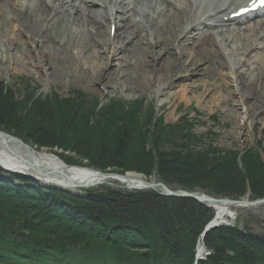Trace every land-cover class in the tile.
<instances>
[{
  "label": "trees",
  "instance_id": "obj_1",
  "mask_svg": "<svg viewBox=\"0 0 264 264\" xmlns=\"http://www.w3.org/2000/svg\"><path fill=\"white\" fill-rule=\"evenodd\" d=\"M12 89V88H11ZM22 99L0 83V129L38 148L75 152L100 170L136 171L172 188L239 198H264V158L256 149L222 155L199 146L193 125L152 129L153 111L122 101L99 109L86 95ZM16 97V98H15ZM1 171V169H0ZM0 179V264H194L213 211L191 198L116 187L84 196L58 191L23 176ZM213 253L198 264H264V235L237 224L205 237ZM227 250L235 253L229 256Z\"/></svg>",
  "mask_w": 264,
  "mask_h": 264
},
{
  "label": "bare ground",
  "instance_id": "obj_2",
  "mask_svg": "<svg viewBox=\"0 0 264 264\" xmlns=\"http://www.w3.org/2000/svg\"><path fill=\"white\" fill-rule=\"evenodd\" d=\"M57 1L0 0V27L6 25L9 28L6 35L17 36L14 40L16 45L19 43L20 38H25L24 45H29L31 49L37 50V52L39 51L40 42L36 40V37L45 36L51 24L55 21L61 22L66 19L69 24H72L71 27H65L62 30V39H59L58 47H64L68 37H73L80 32L81 28H86L88 39H85V41L81 40L74 47L76 52H69L73 56L69 55L70 59L74 60L73 67H79V61L77 59L81 58L83 50H90V58L93 64L87 70L84 67L81 68L83 71L81 74H85L88 71L90 73V82H100L101 89L103 88L105 90V93L101 91V95L103 96L107 92H110L109 90L112 92L121 91L125 87L124 85H129V78L133 76L134 71L133 73H127L120 70L118 74L111 73L114 67H120L119 64L115 63L120 60V55H124L122 59L125 58V46H130L140 40L143 45V51L151 45L155 48L153 52L154 58L161 56L162 53L159 47L164 39L163 36H160V33H164V36L169 39V36L175 30L171 23L172 18L177 21L180 16V11H184L189 18L188 12H191V9L195 8V16L201 19L205 16L208 19L209 9L204 13L202 10L206 6V3L209 2L210 5L211 2L210 0H175L174 3L171 0H120L122 3L118 4V0H111L120 14L129 16L126 19L118 16L113 11L112 6H105V0H59L58 11L54 14ZM94 1L96 2L95 4ZM229 1L218 0L217 2L225 6ZM178 2L181 3L180 9H178L179 7H175ZM94 6H97L98 9H92ZM157 14H159V19H163L162 24L159 23L158 18H155ZM216 15H219V7H216L214 16ZM110 25L116 27L114 40L108 38V33L110 34L112 31ZM16 29L17 34H14ZM140 30H144L145 33H140ZM186 30L182 27L175 34L178 35L177 33L181 31L185 33ZM251 32H254V34ZM238 33H241V35H237ZM122 34L124 36L121 39ZM121 40L124 41V44H120ZM198 41L203 48H209V44L212 46L209 51L220 62L222 68L221 74L224 78L228 79L230 86L233 88V99H236V106L241 110V113L238 115L241 135L243 128L252 124L253 118L250 116V113H253L256 109L259 113L263 112V108L258 109L260 103L257 97L253 101H250L252 105L247 110L245 104L241 106V102L249 99L248 92L244 89L247 87L248 82L252 83L257 76L264 77V21H257L250 25L243 24L237 28H227L222 32L216 30L209 32L204 30L199 34ZM108 51L109 54L107 56L106 52ZM104 55L105 64L102 62ZM191 55H193L190 56L191 59L187 56L184 59V53L183 59L185 62L181 61L178 64L182 69L183 75H186V72H193V74L199 73L198 67H200L202 59H199L194 53H191ZM23 56L29 62L31 53L23 51ZM246 56L247 58L245 60ZM56 57L59 59L64 58L60 49L57 47L54 52L46 54L39 51L35 56V60H37L35 67L38 72L43 74L44 81L47 82V85L53 82V78L56 75V69H54L52 62H50V58L54 59ZM110 60L111 66L109 65ZM141 63L143 64L142 66L145 72L140 78L141 80L145 78L146 84L148 85L142 86L140 84L143 82L134 80V88L139 89L140 92L147 88L153 89L158 96L164 94L169 84V80L167 79L170 78L173 70L175 71V61L167 60L164 62L160 57L157 66H155L154 61L150 63L148 59H145ZM139 67H141V64L132 63L133 69L136 70ZM152 72L153 74H151ZM174 74L171 80L174 78ZM135 83H138V85H135ZM9 85L13 86L12 84ZM173 86L175 84L171 81L170 87ZM248 87H250V84ZM194 92L192 90L190 92L191 97H189L187 90L182 88L176 93V96L180 101H186L187 104H190L195 98L200 103L198 96ZM47 96L43 95L40 91L36 93V97L47 98ZM221 98L224 100L228 99L223 95ZM245 111H247V114ZM20 145L11 137L0 136L1 166H6L9 170H22L29 176L38 178L39 181H51L54 185L59 186V188H68L67 190L71 188L70 184L89 186L94 180L98 179L96 170L81 166L71 167L58 155L59 153L56 154L48 150H37L30 146L31 149H29ZM58 151L61 152L60 150ZM26 158L31 159L35 164V167H32L35 170L24 162ZM37 168H43L45 171H53L54 173L51 176L43 177V179L36 171L38 170ZM55 173H59L61 176H57ZM0 178L4 179V175L0 174ZM135 179L141 182L140 180L143 181L145 178L130 174L127 175L126 181L129 185H137L139 182H135ZM101 182L102 184L100 185H110L112 183L111 179L106 178L101 179ZM211 208L216 211L215 223L224 220L227 216H235V209H239V205L221 203L211 205ZM198 252L202 253L201 245L198 247Z\"/></svg>",
  "mask_w": 264,
  "mask_h": 264
},
{
  "label": "rangeland",
  "instance_id": "obj_3",
  "mask_svg": "<svg viewBox=\"0 0 264 264\" xmlns=\"http://www.w3.org/2000/svg\"><path fill=\"white\" fill-rule=\"evenodd\" d=\"M65 27H71L68 21H55L51 24L45 36L36 37V40L40 42L39 51L49 54L50 52H54L57 47L64 56L61 59L58 57L54 59L50 58V62H52L54 69H56V75L53 78V82L48 85L44 81L43 74L38 72L35 67V63H37L35 56L39 51L31 49L29 45H24L25 38H20L19 43L16 45L14 40L17 36L6 35L9 30L6 25L0 27V83L3 82L19 99H22L26 95L28 89L31 91L34 89L35 92L38 89L43 95H57L62 98L73 97L79 94L86 95L90 102L97 101L100 103L102 101L105 105L109 106L114 105L113 103L117 100L127 101L125 104L128 107H130L128 102L136 104L144 102L143 105L146 107V110L151 105H161L159 115H163L167 124H180L181 118L185 115L188 116L189 121L194 123L193 132L200 138L201 147L211 145L213 148L219 150L220 154L227 155L230 152L241 154L243 148L253 146L264 157V86L260 85V78H254L252 83L248 82L247 84L246 82L247 87L244 89L248 92L249 96V99L246 100L247 108H250L252 105L250 101H253L257 97L260 103L258 109L263 108V112L259 113L257 109L253 113L251 112L250 116L253 118L252 124L244 127L243 133L240 135L241 130L238 124V115L241 113V110L236 106V99H233V88L230 86L228 79L222 76L220 64L210 53L209 49L204 50L201 47H197V44L186 42L185 50L188 53L196 52L198 58L203 59L200 67H198L199 73L193 74V72H188L189 77L177 82L175 86L168 88L164 94L158 96L153 89L147 88L140 92L139 89L134 88V80L143 82L140 84L142 86L148 85L145 78H142V80L140 78L145 72L141 62L148 59L152 63L153 59L151 47L143 51V45L140 41V44L133 43L126 49L125 58L122 59L123 55H120V60L115 62L120 67H114L111 70L113 74H118L120 70L127 73H133L134 71L133 76L129 78V85H124L125 87L119 92L109 90L110 92H107L103 96L101 95V91L105 93V90L101 89V83L97 81L94 83L90 82V73L88 71L85 74H81L83 72L81 68L84 67L87 70L93 64L90 58V50H83L81 58L77 59L79 67H73L74 60L70 59V55L72 54L69 52L75 53L74 47L81 40L85 41V39H88L87 29L80 31L74 38L68 37L66 45L58 47V41L62 39L61 32ZM14 34H17V29L14 31ZM160 36H162L161 33ZM174 41L175 36H172V34L170 40L164 38L159 50L162 53L164 62L172 60L177 65L180 59L175 55ZM23 51L31 53L29 62L24 58ZM190 55L188 54V58ZM102 62L105 64V55ZM134 62L141 64V67L136 70L133 69L132 63ZM177 69L179 71L178 67ZM174 73L175 71L173 70L170 78L167 80H171ZM249 84L250 87H248ZM135 85H138V83H135ZM182 88L187 90L189 97H191L190 92L194 90V94L198 96L200 103L197 102V98L193 99L190 104H187L186 101H180L176 93ZM259 88L260 90L254 91V89ZM222 95L228 99H222ZM214 115L218 117H216L218 120H213L212 116ZM73 153L71 151L68 154H64V158L76 159L77 154ZM103 186L107 187L108 185ZM239 215L237 213L235 220H233L234 222H238L242 217L246 229L253 234L264 235V205L244 209ZM227 219L229 222L230 219L228 217Z\"/></svg>",
  "mask_w": 264,
  "mask_h": 264
},
{
  "label": "water",
  "instance_id": "obj_4",
  "mask_svg": "<svg viewBox=\"0 0 264 264\" xmlns=\"http://www.w3.org/2000/svg\"><path fill=\"white\" fill-rule=\"evenodd\" d=\"M0 136L11 137L17 144H21L20 146H23L25 148L31 149L30 148L31 146L28 145L25 141H23L22 139H20V138H18L16 136H13V135L7 133V132H4V131L0 130ZM24 162L27 163L30 168L35 167V164L31 161V159L26 158ZM71 167H74V166H71ZM32 169H34V168H32ZM37 169L38 170H36V171L38 172V174L42 178L45 177V176H51L54 173L53 171H51V172L45 171L43 168H37ZM93 170H95V169H93ZM96 171H97V175H98L97 178L98 179L94 180L92 182V184L89 185V186L70 184L71 188L69 190H67L68 188H59V186L57 188L65 190L67 192L74 193V191L79 190V189H89V188H93V187L99 185L100 183L104 182V181L101 182V179L111 178L113 180L119 181L121 184H126L130 188H134V189H152V190L160 191L162 194H165V195H168V196L194 198V199L198 200L199 202L204 203L207 206H211V205H215V204H221V203L236 204V205H239V206L244 207V208L259 207L261 205H264V198L257 199V200H254V201L250 200L249 198H247V199L241 198V199H238V200L237 199L233 200V199H229V198L217 199V198H214L212 196H209V195H206V194H202V193H199V192H187V191H182V190L175 191V190L169 188L163 182H157L156 180H153V179L148 180V181L147 180H143V181L140 180L141 182H139V181H137L135 179V182L137 181L139 183L137 185H132V184L129 185L127 183V181H126L127 175H129V173L120 174V173H114V172H102V171H99V170H96ZM55 174L57 176H61L59 173H55ZM32 178H34V176H32ZM47 182L53 184V182H51V181H47ZM228 253L230 255L234 254L231 251H228Z\"/></svg>",
  "mask_w": 264,
  "mask_h": 264
},
{
  "label": "snow or ice",
  "instance_id": "obj_5",
  "mask_svg": "<svg viewBox=\"0 0 264 264\" xmlns=\"http://www.w3.org/2000/svg\"><path fill=\"white\" fill-rule=\"evenodd\" d=\"M260 3L264 4V0H260ZM253 6H256V0H253Z\"/></svg>",
  "mask_w": 264,
  "mask_h": 264
}]
</instances>
